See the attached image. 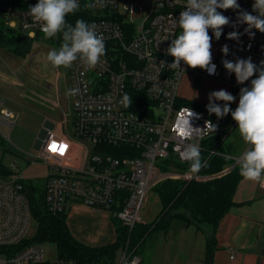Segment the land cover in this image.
Returning <instances> with one entry per match:
<instances>
[{"label":"built area","instance_id":"2783aa9c","mask_svg":"<svg viewBox=\"0 0 264 264\" xmlns=\"http://www.w3.org/2000/svg\"><path fill=\"white\" fill-rule=\"evenodd\" d=\"M18 1L29 6L38 2ZM88 2L80 0L78 12L88 13L87 22L95 24L103 35L106 55L94 68L80 61L70 66V89H80L79 94L71 95V126L64 135L56 130L46 131L31 161H43L54 172L44 181L50 214L63 213L70 201H78L110 211L132 230L142 221L149 193L161 183L167 180L206 182L229 173L238 165V159L233 158V165L214 175L179 171L175 167V161L188 163L182 157L186 143H198L202 152L204 141L217 133L190 128L189 108L200 116L190 120L193 128H204L205 121L211 119L205 112L180 103V83L188 72L200 81L224 84L239 93L241 87L250 86V80L244 85L237 84L235 74L227 72L222 60L251 58L259 66L264 61V33L252 29L255 35L250 37L244 31L246 24L232 26L237 20V11L218 9L232 23L223 28L219 40L209 29L216 74L189 68L181 62V67L186 69L184 73L159 64L173 62L174 58L165 55V51L180 32L173 19L179 18L186 0H106L104 7L97 8H87ZM253 2L238 0L241 10L256 15ZM28 10L8 7L6 24L20 28L34 39L43 34L39 26L31 17L24 19L15 14V11ZM145 11L142 23L136 24L133 18ZM126 14L131 20L124 19ZM232 31L241 34L239 40L226 38ZM165 37L169 39L164 40ZM225 44L229 48L227 56L221 51ZM125 94L132 100L128 106L121 103ZM139 105L143 112L137 110ZM17 117V113L0 103V129H15ZM187 131L192 132L191 140L185 139ZM8 170L11 172L8 176L0 173V264H81L59 256L48 259L42 245L29 243V229L34 220L27 180L16 164H11ZM140 263V257L127 244L118 264Z\"/></svg>","mask_w":264,"mask_h":264},{"label":"clouds","instance_id":"9594fccd","mask_svg":"<svg viewBox=\"0 0 264 264\" xmlns=\"http://www.w3.org/2000/svg\"><path fill=\"white\" fill-rule=\"evenodd\" d=\"M106 0H89L87 8L104 7ZM81 7L80 0H38L30 6L28 13L35 25L44 34L45 39L62 35V42L58 48H53L47 53V60L53 67H69L74 62L80 61L89 68H94L106 55L104 37L97 31L95 24H90L83 19H78L75 24L69 23L67 17L75 14ZM178 19H173L174 26L180 29L178 35L171 39L165 55L173 57L171 64L161 61L159 66L182 71L181 62L189 68L207 71L210 75L216 74V65L212 63V36L219 40L223 28L232 23L230 18L219 10L237 11V20L232 23L235 28L239 24H246L244 29L250 37L255 35L252 29L264 33V0H254L252 3L253 15L247 10H241L238 0H186ZM240 33L232 31L227 34L229 40H239ZM169 39L165 37L164 40ZM224 56L229 53L228 45L222 46ZM223 67L229 74H235L237 84L244 85L250 80V86L241 87L239 101L235 110L230 105L236 97L230 92L221 89L208 94L206 110L209 115L215 114L217 119H222L231 114L236 122L240 136L249 146L244 151L237 163L241 177L256 181L264 188V61L260 65L253 63L251 58H237L235 61L222 60ZM255 76V78H253ZM80 89L68 90V95H77ZM224 102L223 104L216 103ZM121 103L128 106L132 100L126 94ZM188 124L191 129L203 130L209 134L217 130V125L211 120L205 121L204 128H193L190 120L199 119V114L191 108L188 109ZM186 140H191L192 132L184 133ZM182 157L190 165V171L199 172L205 165L198 143L188 142L182 149Z\"/></svg>","mask_w":264,"mask_h":264},{"label":"rangeland","instance_id":"374dc122","mask_svg":"<svg viewBox=\"0 0 264 264\" xmlns=\"http://www.w3.org/2000/svg\"><path fill=\"white\" fill-rule=\"evenodd\" d=\"M145 16L146 11L133 20L141 24ZM124 19L129 21L131 17L126 14ZM58 47L55 42L43 37L34 41L32 52L25 58L14 56L7 48H0V103L18 115L15 129H0V162L7 167L16 164L24 172L27 182L41 183L54 173L43 161L32 162L31 159L38 153L40 140L46 131L56 130L59 135H64L73 120V101L67 94L71 88L70 66L56 68L47 60V53ZM221 89L233 94L236 97L233 103L238 104L239 95L236 96L238 93L233 92L231 87L200 81L188 72L181 80L179 96L188 106L192 103L207 105L208 94ZM236 139H240L238 144L244 143L238 129L232 132L228 141ZM153 193L147 215H144L146 206L143 208L142 224L153 222L161 212L158 195L154 190ZM107 212L113 219V214ZM200 227L201 230L191 226L180 231L179 226L173 224L167 231L158 229L150 233L137 250L140 264H204V233L211 232V226L201 224ZM36 231L37 225L33 221L29 240ZM42 246L48 259L59 256L54 243ZM122 252H118L115 264L119 263Z\"/></svg>","mask_w":264,"mask_h":264},{"label":"trees","instance_id":"16d2710c","mask_svg":"<svg viewBox=\"0 0 264 264\" xmlns=\"http://www.w3.org/2000/svg\"><path fill=\"white\" fill-rule=\"evenodd\" d=\"M8 7L24 10L29 9L30 6L22 4L18 0H0V48H7L14 56L25 58L32 52L34 41L43 38L44 34H38L33 39L20 28H10L6 24ZM89 18L88 13L78 11L67 17L69 23L73 25L78 19L88 21ZM48 40L60 46L62 35ZM238 95L239 93L236 96ZM180 103L188 105L183 101ZM223 103L218 102V104ZM190 106L205 112L217 125V133L204 141V150L201 155L205 166L200 172L206 175L219 174L235 163L232 156L241 151V144H238L240 139L228 141L232 132L237 128V124L231 114L219 120L215 114L209 115L206 104L192 103ZM230 107L235 110L237 106L231 103ZM137 110L143 112L144 109L139 105ZM1 140L0 135V143ZM213 151L216 152L212 153ZM174 163L179 171L190 170L189 162L175 161ZM0 173L4 176L11 174L8 167L2 162H0ZM243 179L245 178L240 176L237 165L229 173L206 182L167 180L154 189L161 203L159 216L151 223H138L132 230L113 217L117 238L113 243L101 247L87 246L73 237L67 224L66 211L58 215L48 212L44 182H27L33 220L37 225L36 234L32 240H29V243L40 245L54 243L57 246L59 257L81 264H115L118 252L127 247L129 238V247L137 255L139 246L155 230L167 231L173 224H177L180 231L191 226L201 230V224H207L211 226V232H206L207 245L204 262L213 264L217 226L236 205L235 193Z\"/></svg>","mask_w":264,"mask_h":264},{"label":"crops","instance_id":"0c3cea01","mask_svg":"<svg viewBox=\"0 0 264 264\" xmlns=\"http://www.w3.org/2000/svg\"><path fill=\"white\" fill-rule=\"evenodd\" d=\"M248 147L244 142L241 151L232 157L239 159ZM153 194L151 191L148 195L144 215L148 213L147 208ZM234 199L236 205L222 218L215 232L213 264H264V188L256 181L243 179ZM157 200L160 203L159 197ZM66 213L69 230L81 243L90 247H101L116 240V228L107 210L70 201ZM204 235L205 260L207 233Z\"/></svg>","mask_w":264,"mask_h":264},{"label":"water","instance_id":"95a60500","mask_svg":"<svg viewBox=\"0 0 264 264\" xmlns=\"http://www.w3.org/2000/svg\"><path fill=\"white\" fill-rule=\"evenodd\" d=\"M15 14L20 16V17H22V18H24V19L30 17L28 11L27 12H25V11H15Z\"/></svg>","mask_w":264,"mask_h":264}]
</instances>
